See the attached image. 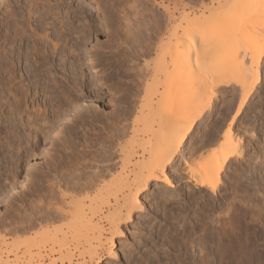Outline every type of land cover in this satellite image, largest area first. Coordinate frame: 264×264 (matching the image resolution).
<instances>
[{
	"label": "rangeland",
	"instance_id": "rangeland-1",
	"mask_svg": "<svg viewBox=\"0 0 264 264\" xmlns=\"http://www.w3.org/2000/svg\"><path fill=\"white\" fill-rule=\"evenodd\" d=\"M59 1L0 0V224L17 218L21 219L20 217H30V215L34 217L36 214L34 212L38 213L37 216H41L49 207L54 206V203L55 206L61 205L70 202L72 197H76L74 200L82 199L85 195L79 192L78 186H83L95 175H104L108 165L111 169L118 166L120 162L119 167L125 166L123 161L119 162L123 155H127V157L131 155L130 161L124 159L125 157L122 159L128 165L131 163V166L122 167V169L125 168L122 175H126L125 177L130 179L132 170L135 171L136 167L140 166L135 162L136 160L139 162L141 159L140 152L146 145V135L143 134L145 133L143 130H145V124H148L145 121V116L150 112L147 105L144 108L142 106L143 109L140 106L144 105L148 93L156 85L151 81V72L146 71L147 73L145 72L141 78H137L135 74L137 71L135 72L133 68L139 63L138 66L145 69L144 63L150 62L153 57L140 58L139 61L136 59L133 64L131 62L132 48L137 45L135 43L138 30L132 28V30H137L133 33H131L132 30L123 32L122 27L119 30L118 20L115 21L118 16L114 17L116 14L118 15L114 9L118 7L117 9L120 10L122 5L124 8L126 5L124 3L127 0H124V3L123 0H102L105 3L97 0L100 2L97 11L94 10L96 7L94 8V5L91 4L93 2L90 3L88 0ZM173 1L171 0L174 4L169 0H142L140 2L148 7L162 4V2L168 4L167 6L171 10L173 9L174 26L185 24L183 22L184 12L191 13V17L195 13L199 19L201 18L200 11H204V18L211 14L204 8L200 10V7L211 5L208 3L209 0ZM165 3L164 5H166ZM181 5H184L185 8ZM175 7L177 11H175ZM162 13L157 11V17L162 18ZM207 13L209 15H206ZM50 15L53 16V19ZM108 15L109 17L105 19L104 17ZM195 15L193 17L197 18ZM107 19H111L113 22L107 21ZM105 20L106 24H112L113 27L105 25ZM161 21L163 22V18ZM175 22H179V24ZM66 27L69 30H66ZM160 30L163 29L160 28ZM128 31L131 35L135 34L136 38L130 37ZM61 32L66 33L61 35ZM238 36L241 39L236 38L239 40L238 43L244 45V40L248 35ZM131 41L135 44H133L134 46ZM52 44L54 45L52 46ZM34 45H37L36 48L40 52L42 51V55L34 53L38 51L32 48ZM55 46L56 48L53 49ZM236 46L239 47L237 44ZM245 49L246 54L240 56L243 63L240 61L242 64L237 66V72L238 69L248 67V64L254 60L252 52L257 51L260 59L256 69L260 72L262 80L252 92L249 103L234 120L233 125L231 124L232 128L230 126V140H227L228 145L224 150L227 153L231 152L232 155L230 154L231 157L217 180H214L210 185L214 187L215 193L211 194L206 189L198 191L190 180L193 178L192 176L202 180L201 169L213 155H219V151L222 150L220 143L229 128V121L241 102L242 93L234 84L230 86L231 88H221L211 92L210 89H207L209 84L206 86L205 83L199 81V90L202 87L203 90L199 93L200 96L197 94L199 98L197 96L195 98L199 101L202 99L203 104L198 106L197 100L196 105L192 102L188 107L187 114H190L189 116L198 115V119L194 122L175 161L168 167L166 176L171 181L172 187L167 188L161 183L152 182L148 190L140 194L139 203L143 206L142 211L136 213L130 223L122 225L121 232L123 234L115 239L113 247L116 257L114 260L103 257L100 264H264V41L262 43L258 40L251 41ZM60 52L61 54H59ZM35 55L38 56V59ZM10 62L11 64H9ZM137 67L134 69L136 70ZM11 70L12 72H10ZM146 84H151V87ZM22 85L23 88H21ZM22 91L23 94L28 92L26 97L21 93ZM193 92L190 91L191 97L194 95ZM23 98H26V101ZM16 100L17 102H15ZM72 100H76L75 104L77 105L72 104ZM77 101L78 103H76ZM130 102L135 104V110L128 107ZM57 106L59 107L57 108ZM127 110L135 112H130L129 115L126 113ZM57 112L59 115L56 114ZM92 116L94 119L91 118ZM140 116L144 121H140ZM109 117H111L110 121ZM26 121L31 124L28 128ZM20 123L26 124V132L29 131L27 132L30 135L28 154L22 153L24 131L22 132L23 126L21 127ZM11 130H14L12 133H15L11 134ZM22 137L23 140H19ZM217 137L219 138L218 142ZM142 139L143 142H141ZM201 140H205L202 141V146L198 144ZM210 141L217 143L212 145L209 144ZM13 145L15 147L11 150ZM120 147H123L124 150ZM19 148L20 150H18ZM118 149H122L123 153ZM193 150L195 153H192ZM186 152L188 154H185ZM119 153L121 154L119 155ZM137 154L139 156H136ZM182 154L183 158H186L185 162L181 158ZM106 156L107 158L111 156L110 159H107L108 164L105 161ZM147 156L145 155L141 159L145 161H142L144 164L147 162L145 159ZM134 163L135 165H133ZM111 164L116 165L112 167ZM7 165L9 166L6 167ZM117 166L112 169L113 171L109 169L111 170L108 174L110 180L119 173ZM104 169L106 172L103 171ZM122 169L121 171H123ZM14 170L16 173L13 172ZM10 173L13 176H10ZM14 173L17 175L14 176ZM15 178L14 186L7 187L8 182ZM109 178L106 177V181H110ZM74 186L76 187L74 188ZM29 192H32V195ZM100 204L95 203L96 206H100ZM83 205H87V203ZM4 235L5 232L0 228V236ZM91 239L93 240L92 236ZM36 241L38 244L41 242L39 238ZM37 242L35 245H38ZM88 242L91 243L90 248L87 245L85 248L93 252L97 248V241ZM40 247V250L38 247H36L37 249L29 247L30 253L36 258V252L42 251L41 254H44V248L42 249L41 245ZM22 249L24 250L21 248L19 254L24 255L25 250ZM74 253L77 256L78 252L74 251ZM13 255H9L10 264H15ZM56 255L59 256L55 254L53 258L56 259ZM87 256L89 257V254H85L84 257L88 260ZM20 263L22 262H17V264Z\"/></svg>",
	"mask_w": 264,
	"mask_h": 264
},
{
	"label": "bare ground",
	"instance_id": "bare-ground-1",
	"mask_svg": "<svg viewBox=\"0 0 264 264\" xmlns=\"http://www.w3.org/2000/svg\"><path fill=\"white\" fill-rule=\"evenodd\" d=\"M88 1L90 3L93 2L91 4L94 5V8L96 7L95 9L93 8L95 11H97L99 9L98 5L100 2H97V0H95V1L94 0H88ZM98 1L102 2V0H98ZM140 1H142V0H127V2L124 3V0H123L122 2L126 5L128 4L127 6L124 5L125 6L124 8L122 7L123 5L120 6V10H119V9H117L118 7H116V5H114L116 7V9H114V8L113 9L116 10L118 13V15L116 14L114 16V17L118 16V19H116L117 17L114 19H116L115 21L118 20L117 25L120 27V28H118L119 30H121L122 28L124 29L123 32L125 30H126V32H127V30L131 31L132 28H135L138 30V32L136 34L137 36L134 34L137 38L133 34L131 35L130 31H128V33L130 34V37L134 36L133 38L137 39V41L135 43V44H137L136 46H134L135 44L133 43V41H131L132 45L134 44L133 45L134 48H132V52H131L132 53V57H131L132 64L134 61H136V59H138L137 61H139L140 58L145 59V58L153 57L150 62L144 63L145 69H143V67L140 65L138 66L139 63L137 64L136 62L135 63L137 64V66L139 68L137 66H135L136 64L134 65L135 66L134 68L137 67V69L135 70L133 68V70L135 72L137 71L135 73L137 75V78H141L146 71L149 73L151 72L152 73V74L150 73V75L152 76L151 81H152V83H154L156 85V87L153 90H151L150 93H148V96H147V99L145 100L144 105L142 104L140 106V108H142V106H143V108L148 106L149 112H150L148 115L145 116L146 118L144 117L145 121L148 122V124H145V130H143V131H145V133H143V134L146 135V140H145L146 145L142 147V149H143L142 151L140 149L142 154L140 152V156H139V154L136 155V156H139L141 159H143L145 157V155H148L147 158H145L147 161L146 164L143 163V162H145L144 160H141L138 158L139 162L136 160L135 163L136 164L139 163L140 166L138 168L136 167L135 171L132 170L131 177L129 179V178L125 177L126 175H124V176L122 175V172L124 174V169H125V168L122 169V167L129 166L131 163H129V165H128V163H126V161H124L122 159H123V157H125L124 159H126V160L128 159V161H130L129 159L131 158V155L127 157V155L124 156L122 154L123 157L121 158V160H119V162L123 161L125 163V166H120L121 167L120 168L119 164L121 162L118 164V166L116 164H113V165L111 164L112 167L115 165L117 167H119V173L118 174L116 173L117 175L114 174V175H116L115 178H113L114 176L113 177L111 176L112 180H110V178L108 177V174H109V172H111V170L113 168H116V166L111 169V167L109 168V165H108V168L105 166L107 168L106 169L107 172L105 171V169L103 170L104 172H106V173H104V175L103 174L99 175V176L95 175L96 177L94 176L93 178L88 180L86 183H84L83 186H78L79 192L80 193L82 192L85 195V197H83L84 199L82 198L80 200H74L76 197L75 198L72 197L70 202L63 203L61 205L56 203V204H58L56 206L54 203V206L52 205V207H49V209H47L48 211L46 210L44 212L42 210V212H44V213L43 214L41 213L42 214V215L40 214L41 216H37L38 213L34 212L37 214V215L34 214V217H31V215H30V217L29 216H26L23 218L20 217L21 219H18V218L15 219L16 218L15 217L14 218L15 220L9 221L8 223H4V224L1 223L0 228L3 229V232H5V235L0 236V264H10V260H9V259H11L9 257L10 254L11 255L14 254L13 255L14 256L13 261H15V264H17V262H22L20 264H100V260H102L103 257L112 258L114 260L116 255L114 252L115 250H113V247L115 245V239H118L123 234L121 232L122 225H127L128 223H130L132 221V219L134 218V215L136 213H139L142 211L143 206H141V204L139 203L140 194L147 191L152 182L161 183V184H163L164 187H167V188L172 187V183L169 180V178L166 176V173L168 171V167L173 164V162L176 159V156L178 155V153L181 150V147L186 142L194 122L198 119V115L197 116L196 115L189 116L190 114H187L188 113L187 110H188V107L190 106V104L192 102H194L193 104L196 105L197 100H198L197 102H199L198 106L201 103L203 104L201 98H200L201 99L200 101H199V99L196 100V98H195L197 96V94L199 95V93H201V91L203 90V87H202L203 85L201 86L202 88H200V90L198 87L201 82L203 84L205 83L204 85H206V86L209 84L207 86L208 87L207 89H210L211 92L213 90H217V89H221V88H229L231 85L234 84L235 86H237V89L242 93L241 94L242 95L241 102L238 105L237 109L235 110V113L233 114L231 121H229V126H228L229 128L228 127H227L228 129L226 128L227 132L224 133L222 141L220 143L222 150L219 151V155H216V156L213 155L211 157V159H209L207 161L206 165L201 169L202 170V172H201L202 180H201V178L198 180L196 177L194 178V176H192L193 178L190 177L191 178L190 181L192 182V184H194V186H196L198 191H203V189L204 190L206 189L211 194L215 193L214 187H211L210 185L213 183L214 180H217V178L219 177V175L223 171V168L225 167L226 163L229 161V159L232 155L231 152L227 153L224 150L225 147L228 145L227 140H230V129L232 128L231 124L234 122V120L237 119V117L243 111L244 107L249 103V101L251 100L252 92L258 87V85L260 84V82L262 80L260 72H258V70L256 69V68H258V62L260 59V55H258L259 53L257 51L252 52V55H253L252 57L254 58V60L250 64H248V67L246 66V68H245V67L241 66L244 69H238L239 70L238 72L236 69L238 68L237 67L238 65H241L243 63V61L241 60L242 58L240 56H244L246 54L245 48L248 47L249 42L254 41V40H258L262 43V41H264V0H217L214 2L212 0H209L208 3H211V5L209 7H207V6L200 7V10H202V8H204V10H209L211 14L209 15V13H207L206 15H209V16L208 17L205 16V18H204V15H203L204 11L203 12L200 11L201 12L199 14V15H201L200 16L201 20H200L198 18V16H196L197 14L195 15V13H193L192 15L193 16L195 15L197 18H195L193 16H192L193 17L192 18L191 13L187 12V14H186L184 12V14H185V15L183 14L184 15L183 16L184 21H183V18L180 16L181 21H183L185 23L184 25L180 24L183 27H181L180 25L174 26V19L175 18L173 15L174 13L172 11L173 9L171 10L169 8V6H167L168 4H166L165 2H162V4H154L153 3L154 5H151V7H148V5L146 6V4H143ZM169 1L171 2V0H169ZM109 2L112 3L111 1H109ZM143 2H145V1H143ZM173 2H175V1H173ZM173 2H171V3L174 4ZM38 3H39V1H38ZM41 3H43V2H41ZM84 3L87 4V2H84ZM110 3H107V4H110ZM115 3H116V1H115ZM164 3L166 5H164ZM35 4H37V3H35ZM45 4H46V1H45ZM107 4H105L106 7H107ZM214 4H216V5H214ZM38 5H42V4H38ZM43 6H46V5H43ZM181 6H183V8H185L184 5H181ZM187 7L188 6H186V8ZM180 8L182 9V7H180ZM102 9H103V7H102ZM174 9H176L175 11H177L176 7ZM50 10H51V8H50ZM109 10H110V7H109ZM114 10H113V13L115 12ZM107 11H108V9H107ZM157 11L163 12L162 13L163 14V17H162L163 22L161 21V19H162L161 17H160L161 19L159 17H157V15H158V14H156ZM43 12L45 13V10ZM103 12H105V11H103ZM12 13H13V11H12ZM55 14H54V16H55ZM155 14H156V16H155ZM159 14H160V12H159ZM180 14H181V12H180ZM51 17H52L51 19H53V16H51ZM106 17L108 18L109 15L105 16L104 18L106 19ZM110 20L107 19V21H110ZM157 20L161 21L160 25H159L160 21H157ZM59 22H61V21H59ZM103 23H104V21H103ZM106 23L107 22L105 20V25H108ZM177 23L179 24V22H177ZM114 24H116V23L114 22ZM108 26H112V24L108 25ZM160 26H162V27H160ZM160 28L163 29L162 30L163 32L160 30ZM135 29H133L131 31V33H133V31H137ZM66 30H69V29L67 28ZM61 31H63V30L61 29ZM244 31L245 32L247 31L249 33H245ZM63 33L61 32V35ZM24 34H25V32H24ZM243 34L248 35V37L245 38V40H244V45L238 43L239 40H241L238 38L239 37L238 35H243ZM36 35H33V36H36ZM42 37H44V36H42ZM44 38H46V37H44ZM236 38L239 40H237ZM130 40H131V38H130ZM46 41H48V40H46ZM37 42H39V41H37ZM236 44L239 45V47L236 46ZM53 45L54 44H52V46ZM36 46L34 45V47H32V48H35L34 50L39 51V49H37ZM40 48H42V47H40ZM55 48H56V46L53 49H55ZM47 49H49V48H47ZM53 49L50 48L51 51H53ZM31 50L33 51V49H31ZM38 51H35L34 53L36 54V52H37L38 55L41 54L42 51L41 52L39 51V53H38ZM3 52H5V51H3ZM30 53H31V51H30ZM43 53H44V51H43ZM59 54H61V52ZM68 55H70V54H68ZM43 56H44V54H43ZM43 56H41V57H43ZM36 57L38 59V56H36ZM32 59H33V57H32ZM73 59H75V58H73ZM69 60H71V59H69ZM34 63H35V61H34ZM40 63H41V61H40ZM9 64H11V62ZM10 67H12V66H10ZM12 70L10 72H12ZM47 71L49 72V70H47ZM10 72H8V73H10ZM13 74H15V73H13ZM47 74H50V73H47ZM11 80H13V79H11ZM199 81H200V83H199ZM195 84L197 85V87ZM150 85L146 84V86L151 87ZM18 86H19V84H18ZM190 86L193 88H191ZM206 86H205V89H206ZM23 87L24 86L22 85L21 88H23ZM21 88H19V90H21ZM189 88H190V90H189ZM194 88H197V89H194ZM17 89H15V90H17ZM237 89L235 88V90H237ZM193 90H195V91L197 90L198 93H197V91L196 92L194 91L195 92L194 93ZM190 91H191V93L193 92V94H194L193 97L190 96ZM21 93L23 94V91ZM24 93H26V94H23L26 97L28 92H24ZM22 94H21V96H22ZM209 94H210V91H209ZM199 96H197V98H199ZM80 98H81V96H80ZM82 98H83V96H82ZM23 100L26 101V98H23ZM75 101H73L74 103L71 101L70 102L72 104H75ZM15 102H17V100ZM18 102H19V100H18ZM76 103H78V101ZM25 104H26V102H25ZM20 105H22V104H20ZM75 105H77V104H75ZM134 105L135 104H133V102H130V105H128V107L132 108L131 110H133ZM136 105H137V103H136ZM71 106H74V105H71ZM200 106H202V105H200ZM18 107H20V106H18ZM58 107L59 106H57V108ZM25 108H26V106H25ZM67 109H68V107H67ZM131 110H127L126 113H128L130 115L131 114L130 112H135V111H131ZM62 111H63V109H62ZM15 112L17 113V111H15ZM55 112H56V110H55ZM139 112H141V111H139ZM56 114H58V112ZM125 115H127V114H125ZM142 115H143V113H142ZM12 116H14V115H12ZM64 116H66V115H64ZM106 116H108V115H106ZM127 117H128V115H127ZM91 118H93V116ZM105 118H107V117H105ZM56 119H57V117H56ZM58 119H60V118H58ZM109 119H111V117H109L108 120ZM142 120L144 121V119L143 118L141 119V116H140V121H142ZM86 122H87V120H86ZM28 123H30V122H28ZM28 123L26 121V124H28ZM20 124H22V123H20ZM26 124L21 125V127L23 126V128H21V130H22V132L24 131V135L22 134L24 137V141H22L23 137H22V139H19V140L24 142V144L23 143H22V145L20 144L21 146L24 145L23 148L21 147L24 151V152L22 151V153L28 154V150H29L28 138L30 135L27 134V132H29V131L26 132V129L31 124H28L27 128H26ZM18 126H20V125H18ZM51 126H53V125H51ZM60 126H61V124H60ZM230 126H231V128H230ZM59 127H58V129H59ZM219 127H221V126H219ZM105 130H106V127H105ZM121 130H123V129H121ZM13 131L11 130V134L15 133V132L12 133ZM20 135L21 134H19L18 136H20ZM14 136H16V135H14ZM31 137H32V135H31ZM31 137H30V139H31ZM19 138H21V137H19ZM214 140H215V138H214ZM143 141L144 140L142 139L141 142H143ZM202 141H205V140H201L200 143H198L201 146H202ZM213 141L212 142L210 141L211 143H209V144L213 145V143L214 144L217 143L219 141V138H218L217 142H213ZM6 146H7V144H6ZM209 146H206V147H209ZM9 147H7V148H9ZM12 147L13 148H11V150H13L15 146L13 145ZM120 148H123V147H120ZM18 150H20V148ZM118 150H119V152H122V149H118ZM123 150H124V148H123ZM194 151L195 150H193L192 153H195ZM120 154L121 153H119V155ZM185 154H188V153L186 152ZM189 155H190V153H189ZM191 155H194V154H191ZM23 156H24V154H23ZM111 156L110 157L108 156V158L106 156L105 161L107 164L109 163V162H107V159H110ZM186 156H188V155H186ZM117 157H119V156L117 155ZM189 157H192V156H189ZM181 158L184 159L183 162H185L186 158H183V154H182ZM140 160H141V162L143 161L142 162L143 164L140 162ZM11 161H12V159H11ZM108 161H110V160H108ZM114 161H115V159H114ZM132 162H134V161H132ZM135 163L133 165H135ZM9 165H7L6 167H8ZM25 168L27 169V167H25ZM30 169H32V168H30ZM30 169H28V170H30ZM109 169H111V170H109ZM121 169L123 171H121ZM131 169H132V167H131ZM13 172H15V170ZM114 172H115V169H114ZM198 172H200V171H198ZM6 173H8V172H6ZM27 173L29 174L30 172L28 171ZM27 173H26V175H28ZM193 173L194 172L192 171V174ZM11 175L13 176V174L10 173V176ZM16 175L17 174H15L14 176H16ZM127 176H128V174H127ZM106 177L109 178L110 181H106L107 180ZM123 177L126 179H124ZM16 178L13 179V181L11 180L10 182H8V185H6V186L7 187L9 185L14 186V183H15L14 181L16 180ZM6 182H7V180H6ZM7 187H6V189H8ZM75 187L76 186H74V188ZM32 192L31 193L29 192L30 195H32ZM110 197H112V198H110ZM84 203L85 204L87 203V205H83ZM88 203H89V205H88ZM95 203H101V204H100V206L97 205L98 206L97 207L95 205ZM109 203H113V204H109ZM41 209H42V207H41ZM38 211H39V208H38ZM4 221H6V220L4 219ZM91 236L93 237V240L95 239L97 241V245H96L97 248L93 252H91V250L88 251V249L85 248L86 245L90 248L89 245H91V243L89 244L88 241H92V242L95 241V240L93 241L91 239ZM37 238H39V240L42 242V244H40L41 243L40 241H39L40 243L38 244V242H37L38 240L36 241ZM202 239H204V238H202ZM35 242H37V244L39 246L35 245ZM40 245L42 246V249L44 248L43 249L44 254L43 253L41 254L42 251L41 252L38 251V252H36L37 253L36 254L37 258H36L35 255L30 253L29 249L32 246L33 248L38 247V250H40V248H41ZM34 246H36V247H34ZM21 248H24V250H25L24 251L22 249L24 251V255H22L21 252H20L21 254H19V250ZM74 251L78 252L77 256L74 253ZM12 252H14V253L12 254ZM32 253H34V252H32ZM55 254H58L59 256L61 255V258H59V256H57V255H56L57 256L56 259L53 258V256ZM85 254H89V257L87 256V258H89L88 260L85 259V257H84Z\"/></svg>",
	"mask_w": 264,
	"mask_h": 264
}]
</instances>
